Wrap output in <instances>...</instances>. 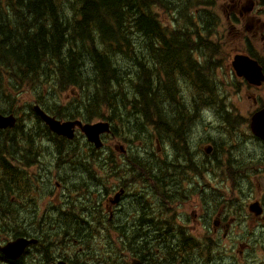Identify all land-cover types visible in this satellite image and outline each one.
Here are the masks:
<instances>
[{"label":"flooded vegetation","instance_id":"obj_1","mask_svg":"<svg viewBox=\"0 0 264 264\" xmlns=\"http://www.w3.org/2000/svg\"><path fill=\"white\" fill-rule=\"evenodd\" d=\"M207 1L213 4L216 16L226 17L221 31L217 29L223 44L170 45L152 37L146 46H133L131 57L146 69L145 94L138 92L136 82L128 86L127 78L124 84L129 90L123 94V81L114 79L116 83L109 88L112 99L104 97L99 106H90L98 88L89 94L71 88L78 94L73 100L59 97L61 101L51 107L62 106L64 118L34 105V110L40 107L61 123L102 122L108 124L109 132L100 135L102 146L96 148L77 126L72 140L53 133L49 126L50 132L44 136L42 126L35 131L40 141L35 144L38 156L34 164H28L21 154L12 157L30 141L14 143L11 152H0L3 168L13 164L31 182L27 186L24 180L20 195L13 196L15 204L18 198L21 202L18 220L4 221L2 231L8 237L0 247L18 238L34 241L18 259L1 254L0 264H104L109 252L113 255L106 260L119 264H212L208 246L212 243L213 250L220 246L213 237L226 241L241 225L246 233L236 239L241 248L236 252L242 255L243 264H249L252 247L259 244L255 236H264V126L255 125L264 115V0H202ZM161 21L171 26V22ZM237 55L254 60L259 73L235 69ZM119 58V67L128 64L135 68L132 59L121 54L114 57L115 66ZM85 60L90 63L87 57ZM158 102L179 106L172 115L158 120ZM38 120L44 122L40 116ZM126 137L128 141L123 142ZM43 140L48 146L58 145L56 154L47 149L45 162ZM59 141L65 145L60 147ZM92 154L100 157L92 159ZM91 159L100 166L95 178H90L92 172L86 167ZM52 166L53 170L71 167L76 173H85L80 180L86 183L65 190L59 202L44 208L38 217L39 199L33 194L41 190L34 183L42 187V181L46 182L43 175L51 173ZM51 195L53 192L47 193ZM243 202L248 214L241 206ZM187 206H200L199 225H203L207 210H213L207 221L214 219L215 235L204 236L202 241L200 232L192 231L186 215H178ZM9 224L16 232L10 233ZM64 230H79L75 239L63 233L68 244L57 242L52 248L55 254L65 256L56 258L46 253L39 237L47 234L54 238ZM93 230L97 231L96 241H115L100 257L77 240H86ZM114 230H126V236ZM74 241L82 246L81 251L71 248ZM94 247L90 245L96 251ZM38 251L41 254L33 263L28 256H36Z\"/></svg>","mask_w":264,"mask_h":264},{"label":"trees","instance_id":"obj_2","mask_svg":"<svg viewBox=\"0 0 264 264\" xmlns=\"http://www.w3.org/2000/svg\"><path fill=\"white\" fill-rule=\"evenodd\" d=\"M185 2L186 0H0V113L14 114L17 117V123L13 128L0 132L9 134L7 143H16L19 132L24 131L23 122L18 117L21 109L17 105V99L26 89L34 94L27 104V115L39 119L34 110V105H38L47 111L46 113L56 118H64L63 107L56 106V111L53 112L48 107L47 100L54 102V105L58 104L57 96L60 92L70 88L79 90L98 88L93 92L94 100L91 107L94 104L99 106L104 97L108 101L112 99L109 88L111 84L116 83L114 79L118 82L123 81V94L129 90L124 84L126 78L129 82L138 83V92L145 94L146 69L138 64L131 54L133 46H146L152 37L162 44L170 45H222L221 39L217 41L204 39L201 31L208 30L209 21L216 15L212 11L198 10L200 5L197 3L186 4V13L181 10ZM207 4L212 3L207 1L205 6ZM193 8L195 10H192ZM155 9L165 11V16L171 21L170 27L163 25L159 18L160 14H157ZM200 19L201 22H198ZM115 54L131 58L136 64L135 68L128 64L126 67L122 66L124 70L116 68ZM86 57L90 63L85 66ZM44 86L47 87L46 93L42 89ZM41 124L48 135L49 128L44 122ZM30 142L28 146L23 145L20 150L14 152L12 157L15 155L19 157L21 154L29 160L28 164H34V159L38 155L35 143ZM64 145V142L59 141L60 147ZM1 147L4 146L0 142ZM43 156L45 162L47 158L45 149ZM91 156L92 159L100 157L98 154ZM95 176L94 173H90V178ZM24 180L27 186L31 185L30 179L21 169L11 163L3 168L0 161L1 230H4V221L18 220L17 212L21 202L18 198L15 204L13 196L20 195ZM5 191L6 194L2 195ZM9 230L10 233L16 232L10 229V224ZM114 231L126 236V230ZM96 232L89 231L85 236L86 240L77 238L83 246L88 247L89 253L94 252L90 245L97 246ZM63 233L75 239L79 230H64L54 238L47 234L40 236L46 253L56 258L65 256L52 251L54 246H58L57 242L63 246L68 244ZM27 234L24 230V236ZM1 254L3 253H0V257ZM111 255L112 252H109L105 257ZM11 263L18 264L10 261L9 264ZM104 264L119 263H112L105 258Z\"/></svg>","mask_w":264,"mask_h":264},{"label":"rangeland","instance_id":"obj_3","mask_svg":"<svg viewBox=\"0 0 264 264\" xmlns=\"http://www.w3.org/2000/svg\"><path fill=\"white\" fill-rule=\"evenodd\" d=\"M198 4L200 5L199 9H203L206 10L208 12H213L212 6L213 4H207L205 6V4L207 2H202V0H186L185 4L182 5V11H185V5L186 4ZM192 10H195L194 8ZM156 13L160 14V19L165 21V24H168L169 22V18L165 16V11H160L159 9H155ZM201 11V10H200ZM186 12V11H185ZM187 13V12H186ZM171 19V17H170ZM226 17L224 15L221 16H213L212 19L209 21V26H208V30H201L202 34H203V38L204 39H210L211 41H217L220 37H219V33L217 32V29H219L221 31V24L225 21ZM201 22V19L198 21ZM195 24V23H193ZM196 30V29H195ZM191 33V32H189ZM223 33V32H220ZM225 38V37H222ZM85 65L87 63V61L85 60ZM117 65L115 66L118 69L124 70V68L119 67L120 65V58L117 61ZM126 71V68H125ZM208 71V70H207ZM205 78V77H204ZM100 83V80H98V85ZM132 82H128V86H132ZM43 92L46 93L47 91V87L44 86L43 88ZM27 90V89H26ZM24 90L23 92H21L20 96L17 99V105L20 107V111H19V118L22 120L23 122V132H19L18 138L15 140L16 143H24L26 141H33L35 144H38V141H40V138L37 133H35L36 130H40V128L42 127L41 122L34 116V117H30L29 115L26 114V109H27V104L32 100L34 94H32L33 92H30V90L28 89V91ZM49 90V89H48ZM92 89H87L85 88V92L86 93H90ZM68 97L73 100L75 98H77L78 94L75 93V89H68L67 91H62L60 92V94L57 96V98H63L64 97ZM59 101H61V99H58ZM55 103L50 101L49 99L47 100V105L51 110H56L53 109L51 106L54 105ZM242 104H244V102H242ZM156 106L161 110V113H157L155 114L159 119L164 120V118L166 116H170L172 115V113L178 108L179 103H164V102H158L156 103ZM166 106H169V109H171V111L169 112L168 110H164V108H166ZM105 110V112L107 113L108 110L107 108H103ZM152 111V110H151ZM150 111V113H151ZM223 129H225V126H222ZM9 134H5V133H0V142L4 147H1L0 149L2 151L0 152H11L12 150V146L13 143H7V136ZM43 135L46 136L47 133L44 131L43 129ZM17 140H19L17 142ZM44 141V149L47 150L49 147L51 148V152L49 153H57L58 151V145L53 144L51 146H48V144ZM123 142H127L128 141V137L122 139ZM79 144V143H78ZM108 148V147H107ZM107 151V150H105ZM104 154V153H103ZM52 164V161H49ZM86 167L88 169H90V172L99 175V170H100V166L99 165H95L94 161L91 159V161L89 163L86 164ZM52 171L49 174H44L43 178L45 179L46 182H44V180L42 181V187L40 185H37V183H34V185L39 188L41 190V193L36 195L35 193L33 194L35 196V198L39 199V207L41 209L38 217L43 213L42 210L48 206H50L51 204H56L59 202L60 200V195H62L65 190L69 191L71 189H73V187L77 186V187H81L82 185H84L85 183L82 182L80 180V178H82L85 173H76L71 167H62V168H54L53 170V166L51 167ZM74 175H73V174ZM77 174V175H76ZM48 177V178H47ZM85 181V180H84ZM14 192V191H13ZM48 192H53L54 195L51 196H47ZM8 194H10V192L7 191ZM6 191L2 193V195H5ZM242 207H244V212L246 214L247 213V209H246V202H243L241 204ZM201 209L200 206H187L185 210L181 209L178 212V215H180V217H186L184 218L189 225H191L192 227V231L194 233H198L200 232V237L202 238L203 241V237L204 236H211L213 233V221L214 219H211L209 221H207V218L209 215L213 214V210H207V215L203 216V225H199L200 223V218H201ZM197 213V218L194 217V214ZM204 213V212H203ZM206 217V218H204ZM183 222V221H182ZM205 222V223H204ZM30 231H35L33 229H27ZM246 230H245V226L241 225L238 226L236 228V230H233V233L231 234V236L226 240V241H219V239H217V237H213V239L217 240L218 243L220 244L219 248L214 249L212 247V243L208 246L209 250L207 251L208 254H210L212 252V264H243L244 259L242 257V255H239L236 251L240 250V246L238 243H236V239L239 238H243L245 236ZM215 235V234H214ZM8 237V234L3 233V231L0 229V243L3 242L6 238ZM256 241H259V244L256 246H253V251H252V255L249 259V264H264V236L262 235V233H258L256 236ZM243 240L240 242V244H242ZM97 246L94 247V249L96 251H94L92 254L94 256L100 257L102 255L103 250H105L108 247L114 246L115 245V241L114 239H97L96 241ZM71 248L73 250L78 249V251L82 250V246L78 243V242H73ZM213 250V251H212ZM41 254L40 251H38L36 253V256L31 253L28 258H31L33 260V263L35 261V258H37L39 255ZM106 259L109 257H105Z\"/></svg>","mask_w":264,"mask_h":264},{"label":"water","instance_id":"obj_4","mask_svg":"<svg viewBox=\"0 0 264 264\" xmlns=\"http://www.w3.org/2000/svg\"><path fill=\"white\" fill-rule=\"evenodd\" d=\"M234 68L235 69H245L248 71L258 70L260 68L258 64L250 60L249 58H245L241 55H237L234 58ZM239 76H244L243 73H239ZM36 113L41 117V119L49 126L50 130L59 135L66 137L69 140H72L75 135L74 127L77 126L80 128V131L87 137L90 143L95 144L96 148H100L102 146V142L100 140V135L109 132V126L106 123H96V124H83L78 121L75 123H61L57 121L54 117L46 114L40 107H35ZM17 123V118L11 115H3L0 113V130H6L8 128H13ZM256 126H264V115L260 116L255 123ZM34 241H29L25 238H18L12 243H8L3 247H0V251L8 256L10 259H18L22 256L25 250L32 244ZM58 264H66L64 262H59ZM134 264H140L139 262H134Z\"/></svg>","mask_w":264,"mask_h":264},{"label":"bare ground","instance_id":"obj_5","mask_svg":"<svg viewBox=\"0 0 264 264\" xmlns=\"http://www.w3.org/2000/svg\"><path fill=\"white\" fill-rule=\"evenodd\" d=\"M22 232V231H21ZM23 237V236H22Z\"/></svg>","mask_w":264,"mask_h":264}]
</instances>
